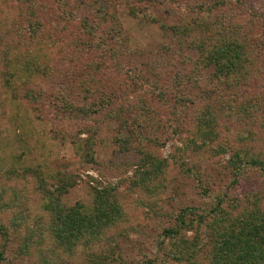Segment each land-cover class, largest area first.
Masks as SVG:
<instances>
[{
	"label": "rangeland",
	"instance_id": "rangeland-1",
	"mask_svg": "<svg viewBox=\"0 0 264 264\" xmlns=\"http://www.w3.org/2000/svg\"><path fill=\"white\" fill-rule=\"evenodd\" d=\"M92 1L44 0L49 9L36 18L25 1L0 0V198L15 202L1 215L10 238L0 235V264H41L35 253H18L20 240L13 236L19 233L10 219L19 213L20 236L31 234L27 220L37 238L48 221L44 192L54 191L59 177L74 180L60 195L66 208L82 204L90 213L96 189H103L121 209L118 224L100 239L83 234L68 249L47 238L45 253L59 263L155 258V264H179L162 263L159 244L163 228L188 205L197 207L187 216L193 229L182 234L202 248L183 263L206 264L211 241L209 229L197 225L198 214L206 218L220 201L234 214H264V173L252 163L235 173L228 162L236 150L264 157V109L251 125L223 123L217 144L207 149L184 143L206 89L221 86L240 99L264 94V0H161L148 11L156 21L130 14L131 7L147 11L145 2L110 0L115 23L96 17ZM38 19L43 31L35 35L29 27ZM162 24L191 31L184 36ZM221 39L247 53V62L225 79L215 78L214 65L199 64ZM237 75L245 77L238 84ZM140 150L165 162L154 181L134 188Z\"/></svg>",
	"mask_w": 264,
	"mask_h": 264
},
{
	"label": "trees",
	"instance_id": "trees-1",
	"mask_svg": "<svg viewBox=\"0 0 264 264\" xmlns=\"http://www.w3.org/2000/svg\"><path fill=\"white\" fill-rule=\"evenodd\" d=\"M25 1V10L29 15L38 18V15L47 11L48 6L44 0H22ZM110 0H93L91 10L95 13V16L100 19H109L114 22V18L117 17L115 11L109 10ZM113 1V0H112ZM147 4V11H142L143 7L130 8V14L135 16L141 15L144 18H150L156 21V15L150 14L149 8L157 5L161 0H139ZM112 8V3H111ZM151 10V9H150ZM38 19V26L36 28L31 25L35 35L41 34L42 23ZM115 23V22H114ZM167 26L166 24H162ZM114 26V25H113ZM174 32H183L184 36H187L191 29L186 27L180 28L177 24H169L167 26ZM122 31L121 28H118ZM211 52L204 56V59L200 60L202 67L214 65L215 78L218 79L222 76L228 78L231 75V71L247 62V53L245 54L243 46L241 44H234L228 39H221ZM206 57V59H205ZM239 75L240 72L236 71ZM245 73V72H244ZM221 77H220V75ZM237 75V76H238ZM249 75V74H248ZM219 76V77H218ZM246 76V73L244 74ZM243 75L238 76V81L234 80L237 84L245 77ZM243 77V78H242ZM191 79V78H190ZM217 79V80H218ZM191 84L194 83L191 80ZM196 86V85H195ZM206 95L203 99V103L195 109L193 126L191 129V137L187 138L185 146H192L193 149L208 148L211 142H218L220 136V129L223 123L228 122H240L245 125L253 124L257 121V117L261 115L262 109H264V94H252L247 95L245 98H235V94L226 93L221 86L218 90L206 89L204 91ZM185 102V100H183ZM183 104V103H182ZM87 113V110L84 111ZM264 119V117L262 118ZM262 125L264 120L261 121ZM140 134V132H139ZM250 136L253 133L250 132ZM197 141H199L197 143ZM122 145L129 144V139L120 140ZM84 145L86 154L89 153V143ZM220 150L225 151L223 146L218 145ZM83 147V148H84ZM191 148V149H192ZM82 149V148H81ZM178 149H181L178 147ZM142 153L140 160L135 165L134 174L135 179H132V187H139L147 185L148 181L158 177L163 172L165 159L156 157L149 151L140 150ZM91 161L92 159L89 158ZM235 171L242 169L244 165L254 164L258 167L262 173H264V157H255L249 150H236L228 161ZM181 164V162H180ZM60 174V173H59ZM64 177H59L60 184L53 190H46L44 192L45 198L43 200V212L48 213V221L43 222L42 228L39 231L38 237L33 238L31 235L33 229L30 228L28 221L23 220L25 224V230L30 229L31 234H25L20 236V227L22 224V217L20 214H13L10 221L14 228V232L19 233V236L14 234L15 239L20 240L19 254H31L35 253L39 257L41 264H61L54 257H50L45 252L47 251V238L51 243H57L56 246L65 248V246L72 247V238L76 239L80 235L87 236L88 239L97 240L105 229H109L118 224L117 219L120 217L121 209L112 201H109L107 195L109 192L103 189H96L93 202L94 207L89 213L83 210L82 204H76L72 207L66 208L60 203V195L68 191V187L73 186L74 180H64ZM63 181V182H62ZM159 186L156 183L157 189ZM15 202L12 200H2L0 198V235L8 240L10 238V230L2 221V213L10 209ZM195 206L183 205L178 208V214L174 224L163 228V238L160 244L163 250L162 263L177 261L179 264H185L187 259L192 255L199 252L201 246L200 240L189 241L182 231H187L192 228V218L190 220L187 216H191L193 210L196 211ZM210 213V214H209ZM205 218L204 213L198 214L196 219L197 225L204 224L205 228L209 229L208 237L211 241V245L207 249L205 261L206 264H264V214L260 212H253L251 214L232 212V209L221 206V201L218 202L209 212ZM16 216V217H15ZM15 217V218H14ZM193 217V216H191ZM28 225V226H27ZM35 226V225H33ZM81 237V236H80ZM100 239V238H99ZM18 240V241H19ZM32 241V250L29 251ZM160 246V247H161ZM202 248V246H201ZM52 250V249H50ZM5 259L3 249H0V262ZM157 259L150 258L146 260L145 264H155ZM124 264V263H123ZM197 264V263H196Z\"/></svg>",
	"mask_w": 264,
	"mask_h": 264
}]
</instances>
